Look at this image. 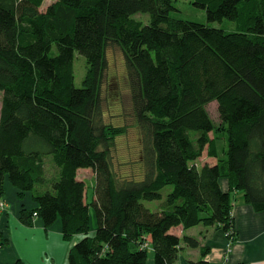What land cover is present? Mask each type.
<instances>
[{
	"label": "trees",
	"instance_id": "trees-1",
	"mask_svg": "<svg viewBox=\"0 0 264 264\" xmlns=\"http://www.w3.org/2000/svg\"><path fill=\"white\" fill-rule=\"evenodd\" d=\"M44 2L0 0V203L9 180L37 203L22 223L60 218L67 240L79 236L67 264H147L150 250L153 264H179L186 247L201 250L188 264H210L188 229L218 225L233 243L236 199L264 212V0H193L208 23L173 16L174 0ZM224 20L235 26L212 25ZM111 47L125 58L143 141L138 176L114 167L130 116L104 120ZM77 55L87 67L80 87ZM81 169L93 172L91 201Z\"/></svg>",
	"mask_w": 264,
	"mask_h": 264
},
{
	"label": "crops",
	"instance_id": "crops-1",
	"mask_svg": "<svg viewBox=\"0 0 264 264\" xmlns=\"http://www.w3.org/2000/svg\"><path fill=\"white\" fill-rule=\"evenodd\" d=\"M93 180V177L91 178ZM6 205L0 212V230L7 243L0 246V262L10 263L23 259L28 264H67L69 250L74 240H67L62 232V220L51 227L36 217L32 226L21 221L23 208L37 207L32 193L20 195V190L6 180ZM233 216L238 232L231 243L224 229L218 225L201 227L199 236L202 245L210 249L207 260L210 264H264V212L258 211L242 197L236 199ZM187 234L196 235L191 230ZM78 237V236H76ZM201 256L200 249L186 247L180 255L179 264H188L189 258ZM154 261H150L153 264Z\"/></svg>",
	"mask_w": 264,
	"mask_h": 264
},
{
	"label": "rangeland",
	"instance_id": "rangeland-1",
	"mask_svg": "<svg viewBox=\"0 0 264 264\" xmlns=\"http://www.w3.org/2000/svg\"><path fill=\"white\" fill-rule=\"evenodd\" d=\"M54 0H45L44 6L45 9L50 3ZM177 11L173 12V16L194 20L198 22L208 23L206 11L201 8H197L193 4V0H174ZM139 18L143 20L149 21V16L145 14H137ZM212 25L217 27H223L225 29H231L235 26V24L230 20H224V22H215ZM107 60H108V68L105 73V80L102 88V95L104 97V120L107 123L114 124H123L124 114L126 113L130 117H128L126 123L129 124V130L124 135L118 136L115 142L114 148V167L116 171L122 175H136L137 173H141L144 169L143 163V141L141 136L133 125L134 119L131 116V96H130V86L128 79V72L126 68L125 58L123 56L122 51L117 47H111L107 51ZM75 70H76V86L80 87L83 84V78L86 75V59L82 55H77L75 60ZM1 108H2V95L0 93V117H1ZM208 110L215 122V124L219 125L220 116L218 112V104L217 102H213L208 106ZM125 123V124H126ZM205 156V155H204ZM200 161L207 162H215V160L210 158L203 157ZM143 163V166L142 164ZM135 165V166H134ZM48 175L49 177H53L55 173V167L53 165H48ZM138 176V175H136ZM93 177V172L90 169H81L80 170V178L86 179V182L90 188L89 200H92L93 195V183L94 181L91 179ZM171 190V186L165 189L164 194L166 195ZM150 207H155V202H146ZM5 202L2 200V204L0 206L2 209L5 208ZM1 209V210H2ZM91 225L93 227H97V218L94 210H91ZM60 219V218H59ZM61 220V219H60ZM56 223V222H55ZM54 223V224H55ZM201 227H204L202 225ZM201 227H198L191 230L192 233L199 236ZM195 236V237H196ZM78 237H74L73 240H77ZM197 257H192V259H196ZM200 258V256L198 257ZM23 260V259H22ZM16 261V260H15ZM14 261V262H15ZM150 261L153 262V251H149V260L147 264H150ZM14 262L6 263L11 264ZM1 263V262H0Z\"/></svg>",
	"mask_w": 264,
	"mask_h": 264
},
{
	"label": "built area",
	"instance_id": "built-area-1",
	"mask_svg": "<svg viewBox=\"0 0 264 264\" xmlns=\"http://www.w3.org/2000/svg\"><path fill=\"white\" fill-rule=\"evenodd\" d=\"M2 204V203H1Z\"/></svg>",
	"mask_w": 264,
	"mask_h": 264
}]
</instances>
